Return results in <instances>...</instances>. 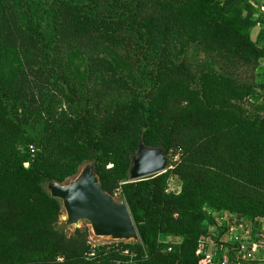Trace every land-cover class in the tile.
I'll use <instances>...</instances> for the list:
<instances>
[{"label": "trees", "instance_id": "16d2710c", "mask_svg": "<svg viewBox=\"0 0 264 264\" xmlns=\"http://www.w3.org/2000/svg\"><path fill=\"white\" fill-rule=\"evenodd\" d=\"M6 49L19 67L0 80V264H220L223 251L198 253L204 240L258 230L264 109L246 105L264 106V0H0ZM140 140L167 169L129 182ZM90 161L140 244L55 230L60 206L42 184ZM241 243L224 244L232 264Z\"/></svg>", "mask_w": 264, "mask_h": 264}, {"label": "water", "instance_id": "95a60500", "mask_svg": "<svg viewBox=\"0 0 264 264\" xmlns=\"http://www.w3.org/2000/svg\"><path fill=\"white\" fill-rule=\"evenodd\" d=\"M166 169L163 149L148 147L140 140L130 158L128 181L161 174ZM42 187L60 206L56 231L70 236L77 230H86L95 245L140 244L125 200L102 189L94 161L82 163L64 182L46 181Z\"/></svg>", "mask_w": 264, "mask_h": 264}, {"label": "rangeland", "instance_id": "374dc122", "mask_svg": "<svg viewBox=\"0 0 264 264\" xmlns=\"http://www.w3.org/2000/svg\"><path fill=\"white\" fill-rule=\"evenodd\" d=\"M256 28L257 27L253 28L251 31L252 39H255L256 35L259 34L260 32V29L258 28L256 29ZM190 55L191 53L189 52L187 55V58L192 65H195L197 62L203 60V55H199L198 57H195V56L191 57ZM68 64H69V70L77 77L78 80H80V77L82 76L85 70L83 56L79 54H71L70 57L68 58ZM262 64L264 66V60L262 61ZM18 67H19V62L16 57L15 51L12 49L2 50V52L0 53V80L1 79H4L5 81L11 80L16 70L18 69ZM119 69L124 74L128 73V69L123 67V65L121 64H120ZM252 102L249 100L248 105H246V109L250 110L252 104L253 105L256 104L259 107V109H264V106L262 105L260 101L255 99ZM179 189H180L179 180L177 178L170 179L169 190L177 192ZM259 226H261V228H259ZM254 228L258 229L256 230L254 234V238H258L260 234H264V221L258 226L256 227L254 226ZM244 230H245V226H241V227L234 226L231 232L227 234L225 233L222 234V236L219 238V242H220L219 244H217L215 240L210 237L209 240L203 241L200 245L201 247H203V245H205V242H208L210 251L214 252V250L215 251L219 249L223 250L224 248L223 247L221 248L220 246H225L224 244H230V242L232 241V237L236 234L243 236ZM88 239L93 245L96 244V242L92 241L89 237Z\"/></svg>", "mask_w": 264, "mask_h": 264}, {"label": "built area", "instance_id": "2783aa9c", "mask_svg": "<svg viewBox=\"0 0 264 264\" xmlns=\"http://www.w3.org/2000/svg\"><path fill=\"white\" fill-rule=\"evenodd\" d=\"M233 228H231L232 231ZM234 241L241 240V237L236 234L232 237ZM255 244L251 245L248 249L245 244H239L236 250V255L233 260H235L236 264H264V234H260L258 238H256ZM171 250L170 248L168 249ZM202 247L200 245L198 253H201ZM255 253H258L259 258H255ZM211 258V257H210ZM220 264H232L228 260V257L224 255L220 260Z\"/></svg>", "mask_w": 264, "mask_h": 264}, {"label": "crops", "instance_id": "0c3cea01", "mask_svg": "<svg viewBox=\"0 0 264 264\" xmlns=\"http://www.w3.org/2000/svg\"><path fill=\"white\" fill-rule=\"evenodd\" d=\"M256 27L258 29H260V27L258 25ZM241 237H244L246 239V241H249V243L251 245H254L255 244L254 235L252 236V234L249 231L244 230L243 236H241ZM220 247L221 248L223 247L224 249L223 250L222 249L221 250L219 249V250H216V251L214 250V252H212V251H210V247L208 245V242H205V245H203V247H202V251L206 254L207 257L215 256L218 253L217 251H223V255H225L227 248L225 246H220ZM259 257L260 256L258 255V253H255V258H259Z\"/></svg>", "mask_w": 264, "mask_h": 264}]
</instances>
